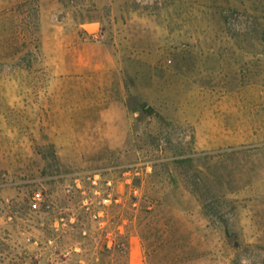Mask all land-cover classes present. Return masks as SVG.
<instances>
[{"label": "rangeland", "instance_id": "374dc122", "mask_svg": "<svg viewBox=\"0 0 264 264\" xmlns=\"http://www.w3.org/2000/svg\"><path fill=\"white\" fill-rule=\"evenodd\" d=\"M236 262L264 264V0H0V264Z\"/></svg>", "mask_w": 264, "mask_h": 264}, {"label": "trees", "instance_id": "16d2710c", "mask_svg": "<svg viewBox=\"0 0 264 264\" xmlns=\"http://www.w3.org/2000/svg\"><path fill=\"white\" fill-rule=\"evenodd\" d=\"M261 250H263V249H261ZM236 264H241V262H236Z\"/></svg>", "mask_w": 264, "mask_h": 264}]
</instances>
